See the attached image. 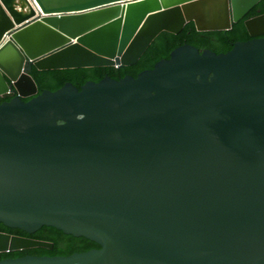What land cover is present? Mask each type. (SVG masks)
<instances>
[{
  "label": "water",
  "instance_id": "obj_1",
  "mask_svg": "<svg viewBox=\"0 0 264 264\" xmlns=\"http://www.w3.org/2000/svg\"><path fill=\"white\" fill-rule=\"evenodd\" d=\"M261 1L0 0V222L100 246L0 264H264V14L230 51L184 44L136 78L38 95L29 74L132 66ZM38 247L0 232V253Z\"/></svg>",
  "mask_w": 264,
  "mask_h": 264
},
{
  "label": "trees",
  "instance_id": "obj_2",
  "mask_svg": "<svg viewBox=\"0 0 264 264\" xmlns=\"http://www.w3.org/2000/svg\"><path fill=\"white\" fill-rule=\"evenodd\" d=\"M264 14V0L259 2L243 19L233 25L231 30L204 31L196 30L193 22L185 24L178 34L161 32L148 47L137 64L121 67H89L75 69L39 70L32 67L29 74L38 87V95L44 90L57 91L65 84L71 83L78 89L88 81L99 82L106 77L120 80L126 75L137 77L141 72L154 68V64L162 59H168L170 52L184 44L191 45L202 52L205 49L216 54L230 51L236 42L251 40L245 21ZM32 97L25 99L29 101ZM11 98H0V104ZM0 232L42 240L53 243V249L32 248L21 251L0 253V261L7 258L33 256H70L74 253L99 249L100 246L85 237H75L65 234L54 227L44 226L35 233L29 234L20 229L9 228L0 222Z\"/></svg>",
  "mask_w": 264,
  "mask_h": 264
}]
</instances>
